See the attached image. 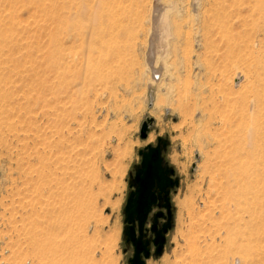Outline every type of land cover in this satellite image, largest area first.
<instances>
[{"label": "rangeland", "instance_id": "obj_1", "mask_svg": "<svg viewBox=\"0 0 264 264\" xmlns=\"http://www.w3.org/2000/svg\"><path fill=\"white\" fill-rule=\"evenodd\" d=\"M99 1L79 0L84 11L72 17L63 0H0V20L15 18L0 46V264H46V224L52 223L64 224L80 264H130L123 212L130 174L140 163L138 150L158 137L169 141L163 156L179 185L171 193L174 225L164 251L145 264H264V172L254 199L223 202L211 193L192 219L183 207L189 194L199 201L204 159L188 133L193 78L184 67L191 0H109L113 32L107 35L109 22L95 20ZM229 2L235 12L237 1ZM260 14L264 31V10ZM68 18L78 35L68 30ZM98 25L105 33L96 34ZM237 31L227 35L234 40ZM100 42L118 53L112 57ZM54 45L62 47L56 64ZM223 51L230 55L223 83L237 90L242 77L235 41ZM258 52L264 57V50ZM110 58L116 69L99 68ZM85 79L103 90L87 93ZM147 118L153 122L141 138ZM46 139L62 142L53 157L46 155ZM260 148L264 169V140ZM46 156L52 165L47 169Z\"/></svg>", "mask_w": 264, "mask_h": 264}, {"label": "bare ground", "instance_id": "obj_2", "mask_svg": "<svg viewBox=\"0 0 264 264\" xmlns=\"http://www.w3.org/2000/svg\"><path fill=\"white\" fill-rule=\"evenodd\" d=\"M236 1V10L232 12V4L230 2L228 3V0H191L193 15L190 25V54L184 67L186 72L193 78L192 88L189 91L188 97L191 106H187L191 117L188 133L199 151H202L204 154L200 175L197 181L200 187L198 188L200 190L198 193L200 197L199 201L197 202L198 197L196 196L195 199L197 198V200L194 199L192 202L193 199H191L189 194V196H187L188 198H185H190L189 201H191L189 204H184L183 206L187 211L186 215L189 216L188 218L191 217V219L192 213H194L193 211L199 209L198 203H203L205 207L207 206L208 197H210L208 194L211 193L215 196L221 195V197H223V199H221L223 202L225 200L232 201V203L233 201L238 202V197L242 195L250 196V199H254L257 185L264 172L259 155V149H261L260 146L264 140V57L260 56L258 52L264 50V31L260 25V11L264 10V1ZM78 2L79 0H63L62 6L65 9L69 8L68 11L70 12V16L78 17L80 10H82L81 8L79 10ZM98 4L100 11L96 15L95 20H98L99 23L106 20L109 24L108 28H105L107 31L106 34H102L105 32L101 30L100 25L96 28V34H111L113 32L112 16L108 14L107 11L109 12L114 4H110L109 0H100ZM50 11H52V8ZM82 11H84V8ZM50 14L53 13L51 12ZM12 18H9L10 21L8 22H5V19L0 20V46L6 44V34L14 29V21ZM233 18L235 19V23L232 20ZM73 21L74 20L68 18L67 24L70 25ZM234 27L238 30V36L236 39L232 40L227 34ZM69 29L76 32L74 24L70 25L68 30ZM261 31H263L262 37L260 36ZM76 34L78 35L79 33L76 32ZM234 41L237 46V75L242 77V82L239 84L237 90L233 89V85L227 86L223 83L227 75L225 73L228 70L226 59L230 57V55H226L223 50L229 49L231 45L233 46ZM54 44H56V42ZM98 46L106 53L112 52V57L118 53L117 50L108 46V42H100ZM61 51L62 47L56 48L54 45L53 64L58 62L55 59V54H60ZM173 51L176 53L175 49H173ZM111 58L102 62L99 68L112 71L109 69L113 67ZM177 74L178 72L176 71L171 75L177 76ZM102 75L103 74L99 73L98 77H104ZM101 80H99L100 83H98V85L103 81ZM105 81L106 84H108L112 80L110 79L109 82L107 80ZM92 82L93 81L90 79H85L83 81L82 87L85 88L87 93L93 91L98 94L97 92L99 90H103L100 85L99 89L92 87L95 86ZM115 84L117 85L118 82ZM61 146L62 142L60 139L56 141H47L46 139V155L50 154L51 156L52 154L53 157V152L55 154L59 153ZM192 151L191 148L190 152L192 153ZM50 156H46V169L51 165ZM205 184L207 192H205L206 194L204 195L206 198L203 199L202 195L204 192H202V190ZM48 188L50 189V180L46 172V190ZM197 191L198 190H196V194ZM185 198L183 200L184 202L182 201L183 203H185V201L187 202ZM211 200L213 202V199ZM227 201L225 205L229 204ZM223 204L222 206L224 207ZM48 223L50 224L49 221ZM57 225L59 226L56 228L53 227V223L51 225L52 227L46 224L45 263L80 264L81 262L77 257V251L73 243L74 239L69 238L71 236H69L70 234L65 230L64 224L61 225L60 223H56L55 226ZM64 233H66V235H64ZM32 244L34 245L35 242L32 241ZM42 255L43 254H41V257H43Z\"/></svg>", "mask_w": 264, "mask_h": 264}, {"label": "water", "instance_id": "obj_3", "mask_svg": "<svg viewBox=\"0 0 264 264\" xmlns=\"http://www.w3.org/2000/svg\"><path fill=\"white\" fill-rule=\"evenodd\" d=\"M152 118H147L141 126L140 137L145 138L148 133ZM168 139L157 138V145H147L138 150L141 161L135 168L133 177L134 189L129 193L124 207V223L129 224L124 228V235L134 245L133 257L129 259L130 264H145V259L150 257L147 247L148 242L142 243L143 229L148 215L153 206L165 208L166 212L158 211L153 214L150 230L154 233L152 243L155 247L153 256L159 257L164 251L166 234L174 225L173 207L170 201V190L179 185L175 170L164 159L163 152L166 151ZM157 191L158 194L156 193ZM163 194V195H161ZM162 200L160 203L158 200ZM163 218L165 222L158 228V219ZM137 224L139 236L136 237L134 225ZM143 256V257H142Z\"/></svg>", "mask_w": 264, "mask_h": 264}, {"label": "flooded vegetation", "instance_id": "obj_4", "mask_svg": "<svg viewBox=\"0 0 264 264\" xmlns=\"http://www.w3.org/2000/svg\"><path fill=\"white\" fill-rule=\"evenodd\" d=\"M157 145V142H156V144H153L152 146H156ZM165 152V151H164ZM164 152H163V154H164ZM140 161H141V157H140ZM134 175H135V168H134V172H133V174L131 173L130 174V180H129V192H128V194H127V198H128V195H129V193L134 189V187L133 186H130V184H133V177H134ZM173 177H176V174L173 176ZM174 189H171L170 190V201H171V193H172V191H173ZM158 192L159 191H157L156 193L158 194ZM161 195H163V194H161ZM127 198H126V200H127ZM158 202H160V203H162L163 201L162 200H158ZM172 204V203H171ZM125 205H126V202H125ZM125 205H124V207H125ZM158 211H163L164 213L166 212V210H165V208H160V207H157V206H153L152 207V210L150 211V213H149V215H148V218H147V221H146V223H145V225H144V229H143V236H142V243H147L148 242V245H147V247L149 248V251H150V257H152L153 255V252H154V249H155V247H154V245H153V243H152V239L154 238V233L150 230V228H151V225H152V218H153V214L154 213H156V212H158ZM165 222V219H163V218H159L158 219V228L159 227H161V225L163 224ZM129 226V224H127V223H125V225H124V228H126V227H128ZM134 229H135V235H136V237H138L139 236V232H138V228H137V224H135L134 225ZM167 235V234H166ZM124 239H125V243L129 246V248H131L132 249V256L130 257V258H132L133 257V254H134V245H133V243L131 242V240L130 239H128V236L127 235H125L124 236ZM143 257V256H142ZM149 257V258H150ZM129 258V259H130ZM149 258H146L145 259V263H146V260L147 259H149Z\"/></svg>", "mask_w": 264, "mask_h": 264}]
</instances>
